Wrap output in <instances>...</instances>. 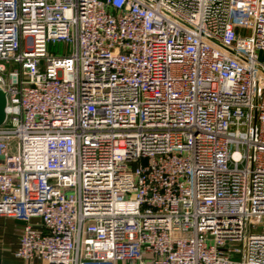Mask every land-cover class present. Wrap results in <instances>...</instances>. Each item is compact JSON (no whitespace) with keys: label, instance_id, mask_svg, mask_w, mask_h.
<instances>
[{"label":"built area","instance_id":"obj_1","mask_svg":"<svg viewBox=\"0 0 264 264\" xmlns=\"http://www.w3.org/2000/svg\"><path fill=\"white\" fill-rule=\"evenodd\" d=\"M0 87L23 264H264V0H0Z\"/></svg>","mask_w":264,"mask_h":264},{"label":"crops","instance_id":"obj_2","mask_svg":"<svg viewBox=\"0 0 264 264\" xmlns=\"http://www.w3.org/2000/svg\"><path fill=\"white\" fill-rule=\"evenodd\" d=\"M22 222L6 216H0V264H23L15 254L19 247ZM32 264H44L36 259Z\"/></svg>","mask_w":264,"mask_h":264},{"label":"water","instance_id":"obj_3","mask_svg":"<svg viewBox=\"0 0 264 264\" xmlns=\"http://www.w3.org/2000/svg\"><path fill=\"white\" fill-rule=\"evenodd\" d=\"M6 108H7V94L0 87V126L3 125L6 121L7 118Z\"/></svg>","mask_w":264,"mask_h":264},{"label":"rangeland","instance_id":"obj_4","mask_svg":"<svg viewBox=\"0 0 264 264\" xmlns=\"http://www.w3.org/2000/svg\"><path fill=\"white\" fill-rule=\"evenodd\" d=\"M63 48H64V45L62 43L56 44V45H50V51H52V52H57V51L61 52L63 50ZM15 144H16L15 141H12L10 144L11 153H15Z\"/></svg>","mask_w":264,"mask_h":264}]
</instances>
